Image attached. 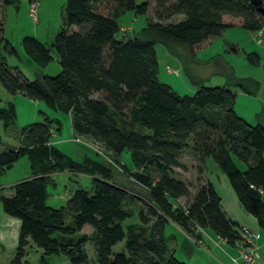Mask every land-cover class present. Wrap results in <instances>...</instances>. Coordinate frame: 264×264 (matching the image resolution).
Segmentation results:
<instances>
[{
    "label": "trees",
    "instance_id": "trees-1",
    "mask_svg": "<svg viewBox=\"0 0 264 264\" xmlns=\"http://www.w3.org/2000/svg\"><path fill=\"white\" fill-rule=\"evenodd\" d=\"M15 1L0 0V42L17 56L1 36L2 11ZM148 2L65 0L63 25L49 46L33 36L19 40L37 66L45 67L55 58L60 67L55 75L28 80L0 55V86L8 94L67 114L73 135L100 144L114 156L128 153L135 169L129 177L146 194L135 214L137 222L123 226L132 215L124 206L130 195L117 184L113 167L86 155L76 160L55 148L50 138L60 132V122L39 111L40 120L19 130V146L0 151V171L22 156L30 169L29 177L10 185L8 196H0L1 211L19 221L7 264H23L29 245L40 250L39 264L58 255L70 264H187L177 260L167 244L168 222L194 238L193 227L209 230L233 247L241 241L240 224L222 210L211 182L198 181L190 194L189 185L173 175L174 168H182L179 157L185 149L202 162L213 159L242 209L264 230V120L250 124L238 117L229 89L231 82H249L253 94L257 83L235 78L230 67L227 86H206L194 73L196 50L227 28H264V0H150L158 20L182 18L148 22L131 36H116L118 17L125 12L146 16ZM158 43L178 60L195 89L192 95H179L159 81L154 49ZM247 59L257 63L258 56L251 52ZM14 119L12 103L0 106L4 129ZM58 172L85 174L91 187L78 186L62 206H47L49 177ZM179 198L185 199L183 205L177 203ZM84 226L91 228L90 235L80 234ZM74 234L78 237L70 243L59 238ZM118 242L122 248L112 251Z\"/></svg>",
    "mask_w": 264,
    "mask_h": 264
},
{
    "label": "rangeland",
    "instance_id": "rangeland-1",
    "mask_svg": "<svg viewBox=\"0 0 264 264\" xmlns=\"http://www.w3.org/2000/svg\"><path fill=\"white\" fill-rule=\"evenodd\" d=\"M64 1L65 0H16V5H7L2 11L3 26L1 36L7 42V47L12 46L15 49L17 56L7 53L3 48V42H0V55H3L7 66L16 67L17 70L28 80H32L37 75L41 74L55 75L60 70L55 58H53V60L45 67L37 66L22 51L19 40L23 36H33L49 46L53 42L57 31L63 25L62 16ZM148 1L149 12L146 16L134 15L132 12H125L118 17L117 23L120 27V31L117 32L116 36L120 37L122 33L124 36H131L138 32L148 22L175 21L182 18L181 15H178L172 16L167 20H158V18L151 13L153 6L150 0ZM30 9L33 10L31 13L34 18L29 14ZM222 34V36L214 37L209 44L196 50L195 58L199 63L194 66V73L203 78V84L209 87L229 85L230 77L228 76L230 74V69L235 78L250 79L256 82L257 90L254 94L248 92L251 85L249 82H246L244 85L233 84L231 82L229 85V89L234 95V100L231 104L232 110L245 122L254 124L256 123L254 115L261 110L263 105L262 102L264 101V33L257 35L255 31H246L239 26H236L227 28ZM258 39L261 40V42H259ZM227 42L237 48V52L236 49L234 50V53L237 54H234L228 48L231 45H227ZM154 49L159 81L170 85L179 95H192L195 89L183 74L178 60L169 55L166 49L159 43L154 45ZM251 52L257 54V63H250L248 61L247 54ZM166 67H169L172 70H177V74L174 72L168 73ZM93 96L96 97L99 95L93 94ZM8 101L15 107V119L5 129L0 124V137L2 140L0 151L2 150V147L15 146L18 144L17 135L19 130L34 120H40L41 114L38 113L39 111L58 119L60 122V132L53 134L50 138L54 141L53 144L55 148L76 160H80L82 157L81 155L85 153L91 158H96L103 163L107 162L110 164L113 167L117 184L130 195L124 206L132 213V215L123 222V226L127 223L137 222L135 214L140 203L145 200L146 194L145 190L134 183L131 180L132 178L129 177L128 173H133L135 169L131 167L128 153L122 152L121 155L117 157L106 151L100 144H97L88 138L72 135L69 116L67 114L53 111L41 101L33 104L32 101L19 94L10 95L0 86V106L6 105ZM32 113L36 115L35 119L30 118ZM75 137L78 138L81 143L75 142L73 139ZM74 148L79 149L80 153L78 156L74 154ZM179 161L182 168H174L173 175L176 178L185 181L189 185L190 192L198 184V181L208 179L213 184L216 192L224 200V203H231L236 200L234 199V193L228 185L226 177L218 169L212 158H205L202 162L189 150L185 149L181 152ZM125 166L128 168H125ZM29 176V162L25 156H22L10 167L4 168L0 171V196H7L11 191V184ZM78 186L89 190L91 187L90 177L85 174H69L65 172L51 174L46 188L48 194L46 205L51 207L62 206L64 204V198H67ZM184 202V198H179L177 200L179 205H183ZM246 227L253 231H258L259 239L256 241L257 247L255 251L258 253V256L259 252H263L264 260V247L262 251L259 247L260 242H263L264 244V230L258 229L257 226L250 227L246 225ZM167 231H169L168 227L165 229V232ZM193 231L198 234L202 233V231ZM90 233L91 228L88 226H84L80 232V234L86 235H90ZM77 237L78 234H74L72 237L59 238L61 241L70 243ZM176 240L178 241V239ZM206 242L207 238L204 236L203 243L206 245ZM183 247L184 249L181 248L182 250L180 247L175 249L174 256L177 260L187 264H194L195 261L199 264H215V262L209 261L211 259L207 254L201 253L196 248L193 249L192 257L189 259L184 252L188 254L190 251L184 245ZM90 248L89 244H86V253L89 254V257L92 259ZM121 248L122 242H118L112 247V251H118ZM214 248L215 247L211 248V255L213 257H220L227 260L225 254L219 248ZM223 248L231 250L226 246H223ZM11 257L12 256H10L9 260ZM39 257L40 250L36 249L33 245H29L25 250L23 264H39ZM9 260H3L0 264H7ZM259 260L260 257H258L257 261ZM46 262L47 264H70L68 259L62 255L46 257Z\"/></svg>",
    "mask_w": 264,
    "mask_h": 264
},
{
    "label": "crops",
    "instance_id": "crops-1",
    "mask_svg": "<svg viewBox=\"0 0 264 264\" xmlns=\"http://www.w3.org/2000/svg\"><path fill=\"white\" fill-rule=\"evenodd\" d=\"M255 32H256L257 35H259L260 33H264V28L259 30V31H255ZM222 35L223 34H221L220 36H222ZM258 41L261 42V40H259V39H258ZM228 44L231 45L228 48L233 53H234L235 49H236V52H237V48H235L231 43L227 42V45ZM234 54H237V53H234ZM228 68H229V66H228ZM30 101H32V100H30ZM32 102H33V104L37 103L35 101H32ZM262 103H263V105L261 107V110L254 115L255 121L264 120V101ZM13 107H14V105H13ZM14 111H15V107H14ZM35 117H36V115L34 113H32L30 115V118H34L35 119ZM0 124H1V122H0ZM1 126H2V124H1ZM71 133H72V131H71ZM72 135H73V133H72ZM53 142L54 141H52L50 139V143L53 144ZM17 146H19V144L15 145V146H9V147H17ZM5 148L6 147H2V150L5 149ZM73 152L77 156L80 153L78 148H74ZM84 155H86V154L83 153L81 156H84ZM179 163H180V161H179ZM58 173H64V172H58ZM213 188H214V186H213ZM214 190H215V188H214ZM193 192H194V189L190 192V194H192ZM10 193H11V191H10ZM218 196L220 198L221 208H222V210L225 212V214L227 216H229L231 219H233L234 221H236L240 225H245V226L247 225V226H250V227H256L255 219L251 215L247 214L242 209V207L240 206V204L238 203L237 200H235V201H233L231 203H224V200L220 197L219 194H218ZM234 199H236V198H234ZM65 200H66V198H64V201ZM18 226H19V221L17 219L13 218V217H10V216L4 214L1 211V207H0V262L3 261V260H9L10 256L13 255L14 248H15L16 242H17ZM167 227L169 228V231L165 232V229ZM166 228L164 229V234H165V236L167 238V244L173 250V255H174V252H175L176 248L180 247V249L181 248L184 249V247H183V245H184L190 251V253L186 254V252H184V251H182V252H184V254L189 259H190V257H192V252H193L194 248H196L197 250H199L203 254H207L208 257H210V259H211L209 261H213V262H215V264H232L231 261H230V257L236 256L235 250H234V248L232 246H230L227 243H225L224 240L218 238L217 236H215L209 230L206 231V229H205V230H202V233H199V234L196 233L197 234V238H194V237L188 235L187 233H185L177 225H175V224H173L171 222L166 223ZM204 236L207 238L206 245L203 243ZM176 239H178V241ZM258 239H259V233H258ZM187 242H188V244H187ZM184 243H186V244H184ZM192 246H194V247H192ZM223 246L229 247L231 250L224 249ZM210 247L211 248L212 247L219 248L225 254L227 260H224V259H222L220 257L219 258L218 257H213L211 255V248ZM259 247H260V249L262 251V249L264 247L263 242L259 243ZM232 251H234V252H232ZM259 257H260L259 261H256V262L250 263V264H264L263 252H259ZM194 264H199V263H197L195 261ZM201 264H203V263H201Z\"/></svg>",
    "mask_w": 264,
    "mask_h": 264
},
{
    "label": "built area",
    "instance_id": "built-area-1",
    "mask_svg": "<svg viewBox=\"0 0 264 264\" xmlns=\"http://www.w3.org/2000/svg\"><path fill=\"white\" fill-rule=\"evenodd\" d=\"M33 10L30 9V16L34 18L31 13ZM168 73L177 74V70H172L169 67H166ZM75 142H80L78 138H73ZM81 143V142H80ZM195 232H201L202 230L199 227H193ZM240 242L235 243L233 248L236 251V256L230 257L232 264H250L258 260V253L256 250V241L258 240V232L253 231L246 227L245 225H240Z\"/></svg>",
    "mask_w": 264,
    "mask_h": 264
}]
</instances>
